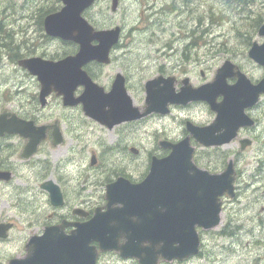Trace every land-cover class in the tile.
I'll use <instances>...</instances> for the list:
<instances>
[{
  "label": "rangeland",
  "instance_id": "rangeland-1",
  "mask_svg": "<svg viewBox=\"0 0 264 264\" xmlns=\"http://www.w3.org/2000/svg\"><path fill=\"white\" fill-rule=\"evenodd\" d=\"M141 1L143 0H120L118 12L112 14L109 10L110 0H97L94 7L84 13V17L97 28L119 25L123 29L120 44L115 48L113 61L109 66L100 67L91 63L83 67L97 77V82L105 91L110 89L114 74L120 72L126 76L127 92L134 106L142 108L145 101L144 83L147 79L157 76L160 68L176 77H186L193 86H198L210 82L216 69L225 59L237 64L252 82L263 76V70L248 58L247 52L253 41L262 42L256 28L264 23V0H241L239 3L236 0H157V9H149L151 4H141ZM20 3L22 10L15 11L13 5ZM194 4L197 15H201L199 20L186 19L178 8H174L179 7L187 13ZM35 6L38 13L32 12ZM60 7L59 0H0V22L8 16L9 34H13L12 26L17 21L19 23L15 27L16 32L21 29L25 33H28V30L30 32L28 39L20 33L13 39L5 28H0V45L3 46L0 47V101L7 98L20 99L28 109L36 107V80L20 69L16 60L10 61V58L37 54L44 58L56 59L77 49L74 44L44 36L39 13L43 16L45 10H58ZM154 10L157 14H153ZM176 10L182 16L180 19L184 20L174 27L177 34L183 31L180 36L172 29L166 30L170 22L165 18L173 15ZM21 15L24 17L20 21ZM155 16H158L157 20H153ZM148 20L151 24H148ZM174 38L177 40L172 42ZM174 49L176 52L178 50L177 55L169 56ZM183 52L186 53L185 58ZM181 70L183 73L179 72ZM11 84H15L14 88H10ZM81 90L79 87L77 94ZM59 112L57 104L53 103L43 111L45 115H49L45 120L58 118ZM64 114L68 116V113ZM254 114L260 119L258 128L240 134V137L255 140L251 149L240 152L236 141L218 149L202 148L192 142L196 147L195 162L198 166L223 168L229 158L234 160L235 170L238 172L235 180L236 195L233 199L228 196L222 198L220 223L216 229L209 232L199 230L202 255L178 264H213L220 236L230 238L233 242L224 243L223 246L237 253L218 249L219 256L215 264H264V102ZM156 116L159 115L152 114L137 123H125V126L121 124L109 130L89 122L81 108H75L69 112L67 141L63 147L54 150L55 153H60L59 161L53 159L49 150L47 160L51 171L44 177L52 180L59 177L60 180L56 183L59 188L64 189L67 199L98 207L99 203L104 204V187L107 181H114L109 177H113L117 169V172L127 174L132 182H138L147 170L149 154H165L166 150L163 151L157 145L158 139L175 141L185 136V118H190L198 124H208L213 119V114L204 105L196 103L170 108L167 117ZM130 147L138 149V157L130 154ZM92 155L97 159L94 166L89 165ZM68 159L71 164L69 167L66 166ZM76 169L88 175L75 178ZM107 178L109 179L106 181ZM83 186L86 190L81 188ZM35 188L37 199L31 206L19 204L15 207V194L0 199V210H7V221L14 223L12 239L26 232L31 219L29 215H32L33 221L38 219L32 212L36 213L37 208L47 209L46 195L38 187ZM74 188L79 189L75 194L72 193ZM14 189L16 191V187ZM247 234L254 247L249 241L242 239ZM0 251L13 253L9 242L0 244ZM224 257L229 258L220 263V259ZM11 259L13 258L9 257L5 262ZM100 264L136 263H123L114 255H105Z\"/></svg>",
  "mask_w": 264,
  "mask_h": 264
},
{
  "label": "water",
  "instance_id": "water-1",
  "mask_svg": "<svg viewBox=\"0 0 264 264\" xmlns=\"http://www.w3.org/2000/svg\"><path fill=\"white\" fill-rule=\"evenodd\" d=\"M60 1L61 9L44 18V31L50 37L73 40L79 44V52L57 63L39 59L19 61L20 66L38 76L42 105L51 91L64 92L69 99L75 87L83 85V93L66 104L80 103L86 116L110 128L151 112L166 114L169 103L184 105L190 101H205L216 112L214 121L203 128L187 125L190 135L203 147L227 144L236 137L240 127L252 125L244 109L254 105L264 93V78L252 85L244 75L234 73L228 62L216 72L212 83L199 88L186 85L177 95L169 80L156 79L146 83L147 107L143 113L132 108L122 78L114 81L109 93H104L81 67L90 60H107L108 50L118 38V29L95 31L83 19L82 13L95 0ZM117 6L118 0H111V11ZM258 35L264 37V25ZM93 40L99 44L92 47ZM249 57L264 67V43L261 46L254 44ZM235 75L238 76L237 82L227 85L226 80ZM161 82L163 88L159 86ZM218 95L223 99L216 103ZM3 123L5 121L0 116V133L18 132L29 140L24 155H31L35 145L44 137L43 129L33 127L32 123H20L17 129ZM159 144L171 151L160 159L152 157L149 172L142 182L132 184L118 178L106 186L104 211L103 208L96 209L93 218L77 224L69 236L60 233L52 238L48 233L36 243L31 241L27 247L28 255L10 264H95L97 250L90 246L93 242L98 244L100 251H115L122 257L135 258L139 264H158L160 259L182 260L196 254L195 227L208 230L218 226L220 198L224 194L230 198L235 195L233 162L230 160L221 173L210 174L192 163L193 148L188 138L175 145L164 141ZM249 144L248 140L240 141L242 150ZM45 188L50 191L52 203H57L60 200L58 190L54 186ZM120 240L123 243L120 244Z\"/></svg>",
  "mask_w": 264,
  "mask_h": 264
},
{
  "label": "flooded vegetation",
  "instance_id": "flooded-vegetation-1",
  "mask_svg": "<svg viewBox=\"0 0 264 264\" xmlns=\"http://www.w3.org/2000/svg\"><path fill=\"white\" fill-rule=\"evenodd\" d=\"M21 32H24L23 29H21ZM11 59L12 58H10V61ZM33 78L36 80L35 77ZM13 85L15 86V84ZM13 85L11 84L10 88H14ZM37 95L38 92L34 97L36 107L32 109H28L27 105L23 104L20 99L7 98L1 100L0 115L5 116V121L10 123V126H13L12 123H15L16 128L20 123H29L30 121L34 125L39 126L51 125L53 122L57 121L62 135L61 145H65L67 141L66 127L70 124L68 121L69 112L74 110V108L63 106L61 98H57L54 94H51L48 97L47 105L44 108H41L38 104ZM53 101L57 104L60 111L58 113L59 117L54 118V120L48 119L45 121L49 115H45L43 111L49 107ZM251 112L255 125L248 131L256 130L260 124V119L254 114L255 109ZM64 113H68V116ZM53 140V131L49 129L46 131L43 141L37 145L36 153H34L35 155L33 154L28 158H24L22 153L27 143V139L21 136L20 133L13 134L3 132L0 134V199L9 196V194H15L20 202H27L30 197L35 194V187H37V185L41 186V184L46 181L56 183V181L46 179L44 177L46 172L51 171L47 160V158H49V150L52 153L53 159L54 157L59 156L58 152H54L56 146L53 145ZM14 187H16V191ZM61 192L63 193L62 189ZM63 202L64 204L62 206H53L51 205L49 199L46 200L45 203L47 205V209L37 208L35 216H37L38 219L34 221L31 220L33 222L27 227L26 232L23 235L14 236L12 239L11 231L4 239L0 238V243L9 242V246L13 249L15 255L23 257L25 254V246L28 243V238L31 236H40L44 230L48 228L52 229L53 232L68 235L74 231L75 224L89 220L92 216L93 209L95 208L87 206L84 202L77 203L74 201L71 204L70 202H66L65 198ZM28 203H25L24 205H28ZM99 205L101 206L102 203H99ZM78 208H81L80 210L82 211V215L78 213ZM5 214L6 212H4V216ZM29 217L32 219V216ZM9 223L12 224V222ZM105 255H114L118 259L120 258V256L114 252L99 253L96 264H100L101 259ZM9 257H13V253L7 254L5 251H0V264H8L9 261L5 262V260ZM121 262L124 263L126 260L122 259Z\"/></svg>",
  "mask_w": 264,
  "mask_h": 264
},
{
  "label": "bare ground",
  "instance_id": "bare-ground-1",
  "mask_svg": "<svg viewBox=\"0 0 264 264\" xmlns=\"http://www.w3.org/2000/svg\"><path fill=\"white\" fill-rule=\"evenodd\" d=\"M237 1V0H236ZM239 1H241V0H239ZM146 2H148V0H143V1H141L140 3L141 4H145ZM233 2H235V1H233ZM250 2V1H249ZM224 3H227V2H224ZM237 3V2H236ZM242 3H244V6L246 5L245 4V2L243 1ZM241 3V4H242ZM230 4H233V3H230ZM247 4H249V3H247ZM233 6V5H232ZM13 7H14V9H15V11H21L22 10V3H20V5H13ZM226 7H227V5H226ZM237 7V6H236ZM236 7H234L235 9H236ZM150 8H153V7H149V9ZM231 8H233V7H231ZM33 9V13H38V11H37V6H35V7H33L32 8ZM227 9V8H226ZM241 9H243V8H241ZM23 10H25V9H23ZM228 10V9H227ZM239 10V9H238ZM244 10V9H243ZM243 10H242V13H243ZM229 11V10H228ZM153 12V11H152ZM237 12V11H236ZM246 13V12H245ZM45 11H44V15L43 16H45ZM153 14H157V11L156 10H154V12H153ZM244 14V13H243ZM229 15V14H228ZM43 16H41V13H39V19H41ZM230 16V15H229ZM24 16L23 15H21V18H20V21H21V19L23 18ZM168 18V19H167ZM167 18H165L166 20H167V22H170V24L167 26V28H166V30H170V29H172L173 30V32L176 34V35H178V36H180V34L181 33H183V31H181V33H179V34H177L176 33V31H175V26H176V24L177 23H179V22H182V21H184V20H181L180 18H182V16H181V14L179 13V12H177V10H176V12L173 14V15H171V16H167ZM228 18V17H227ZM158 19V16H155L154 18H153V20H157ZM192 20V19H191ZM19 22L17 21L16 22V24L15 25H13L12 26V30L14 31L15 30V27L17 26V24H18ZM8 16L4 19V21H2V22H0V28H5V30H6V32L9 34V30H8ZM148 24H151L150 23V20H148ZM134 26H131V28H133ZM192 33H194V32H192ZM2 34V33H1ZM3 35V34H2ZM10 35V38H12V34H9ZM157 36V35H156ZM6 38V37H5ZM15 38V37H14ZM13 38V39H14ZM242 38H245V37H242ZM247 38V37H246ZM3 40V39H2ZM177 39L176 38H174V39H172V42H174V41H176ZM5 41H6V39H5ZM14 41V40H13ZM139 41V40H138ZM140 42V41H139ZM25 43V42H24ZM136 43H138V42H136ZM7 46V45H6ZM26 46V45H25ZM28 46V45H27ZM26 46V47H27ZM0 47H2L3 48V46H1L0 45ZM186 46H184V48H185ZM162 49H163V47H161ZM5 49V48H4ZM220 52V51H219ZM177 53H178V50H177V52H176V49H174V51L172 52V53H170L169 54V56H174L175 54L177 55ZM162 54H163V52H162ZM185 52H183V57L185 58ZM164 55V54H163ZM175 55V56H176ZM101 126V125H100ZM57 159L59 158V156L58 157H56ZM54 162V161H53ZM54 163H56V162H54ZM81 174H86V173H84V172H80L79 174H78V176L79 175H81ZM86 175H88V174H86ZM90 184V183H89ZM88 184V185H89ZM86 186V185H85ZM84 186V187H85ZM28 203V202H27ZM28 205H29V203H28ZM231 255V254H230ZM230 257V256H229ZM229 257H224V258H222V259H220V263L222 262V260H225V259H227V258H229ZM238 262H239V260H238ZM240 263V262H239Z\"/></svg>",
  "mask_w": 264,
  "mask_h": 264
},
{
  "label": "trees",
  "instance_id": "trees-1",
  "mask_svg": "<svg viewBox=\"0 0 264 264\" xmlns=\"http://www.w3.org/2000/svg\"><path fill=\"white\" fill-rule=\"evenodd\" d=\"M51 11H53V9H48V10H45V13L47 14V13H49Z\"/></svg>",
  "mask_w": 264,
  "mask_h": 264
}]
</instances>
